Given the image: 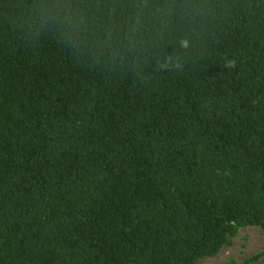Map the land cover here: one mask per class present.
Masks as SVG:
<instances>
[{
    "label": "trees",
    "instance_id": "1",
    "mask_svg": "<svg viewBox=\"0 0 264 264\" xmlns=\"http://www.w3.org/2000/svg\"><path fill=\"white\" fill-rule=\"evenodd\" d=\"M58 2L0 0V264L264 244V0Z\"/></svg>",
    "mask_w": 264,
    "mask_h": 264
},
{
    "label": "rangeland",
    "instance_id": "2",
    "mask_svg": "<svg viewBox=\"0 0 264 264\" xmlns=\"http://www.w3.org/2000/svg\"><path fill=\"white\" fill-rule=\"evenodd\" d=\"M261 251H264L261 231L258 227L249 226L241 228L216 255L201 258L195 264H239ZM252 264H264V254Z\"/></svg>",
    "mask_w": 264,
    "mask_h": 264
},
{
    "label": "clouds",
    "instance_id": "3",
    "mask_svg": "<svg viewBox=\"0 0 264 264\" xmlns=\"http://www.w3.org/2000/svg\"><path fill=\"white\" fill-rule=\"evenodd\" d=\"M68 7H60L58 0H38L34 12L36 15L33 17L34 20H47L52 18L53 22L59 21L61 24L64 20L68 21L69 27L72 25V20L68 16ZM44 25L41 24V27Z\"/></svg>",
    "mask_w": 264,
    "mask_h": 264
}]
</instances>
